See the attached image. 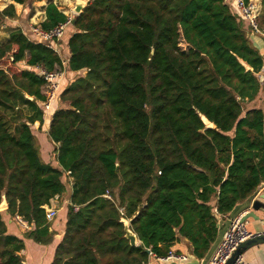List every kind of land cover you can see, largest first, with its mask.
<instances>
[{
    "label": "trees",
    "instance_id": "obj_1",
    "mask_svg": "<svg viewBox=\"0 0 264 264\" xmlns=\"http://www.w3.org/2000/svg\"><path fill=\"white\" fill-rule=\"evenodd\" d=\"M26 2L0 9V29ZM72 18L67 82L46 119L36 67L60 69L61 57L21 27L0 42V264H23L24 240L7 230L15 214L34 226L25 238L52 242L44 205L66 190V171L51 264H148L145 249L164 256L181 237L205 257L219 220L264 181V110L245 106L264 94L262 54L226 0H87ZM65 20L51 1L38 25ZM44 119L59 167L32 132Z\"/></svg>",
    "mask_w": 264,
    "mask_h": 264
},
{
    "label": "crops",
    "instance_id": "obj_2",
    "mask_svg": "<svg viewBox=\"0 0 264 264\" xmlns=\"http://www.w3.org/2000/svg\"><path fill=\"white\" fill-rule=\"evenodd\" d=\"M51 1L55 3L56 0H30L24 8L22 4L14 3V5H15L17 14H19L21 9L23 8L24 12H26L29 15L28 17L29 19H32V21L34 22L40 23L41 21L45 19V7ZM258 1L261 4V0H258ZM7 2L11 3L12 0H8ZM8 3H6L5 6ZM5 6H0V9L4 8ZM57 7L60 11L66 14L65 11H63L60 6L57 5ZM261 12H262V4H261ZM29 22L30 21L27 20L25 21V23L22 22V24H20L22 30L26 33H28ZM242 23L252 43L254 44L255 47L258 48L259 52L262 54L263 61H264V38L258 34H250L248 32L246 23L244 21H242ZM11 26H15V25H11ZM69 31H70V28H68V32ZM8 33H9V30H6V29L1 32V34L3 35L0 37V42H2L3 40L7 38ZM69 35L70 33L67 34L63 39H60L57 41L58 50H60V56L64 58L69 57V50L67 46V40H68ZM67 73L69 72L67 71L66 74ZM73 73H76V72H73ZM258 75L261 80L264 78V64H263L261 71L258 73ZM66 82H67L66 78H63L61 80V87H63ZM245 106L246 108L260 107L264 110L263 92L261 91L254 100L247 102ZM45 119L42 125H40L38 121H35L32 125V132L36 137L41 158L45 162H50L53 166L59 167L57 161L55 160V154H54L55 153L54 149L57 147V145L48 136L47 122ZM70 193H71V185L69 189L66 188V190L60 195L59 201L53 200V204L57 205V203L59 202L58 204L59 208L57 211V215L51 221L52 222L51 229L53 228L54 230H56L57 234L54 236L52 242L49 244H39V243L34 242L32 239L25 238L23 236L25 230H22L14 222L12 218L8 220V223H7L8 232L24 240L25 246H24V249L21 251V254L23 257V264H51L53 260V256H54L55 247L59 243L62 237L63 230H64L65 221H66L67 204L69 202ZM63 198H65V200L61 202V199ZM254 199H257L259 202L264 203V185L262 187L258 186L255 194L251 198V201H253ZM249 210H251V208ZM263 211H264L263 209H259L254 212L256 215H259L260 218L258 220L253 219V218H248L246 220V226L248 230L253 233H257V235L255 237L248 239L240 246V253L242 254L243 259L246 262H250L252 264H264V215H263ZM223 220H225V218ZM33 227L34 226L32 225L30 229H32ZM170 249H173L177 252L184 253L185 255H187L188 261H190V257L193 255L191 244L184 237H181L179 240L174 242L171 245ZM195 258L198 259L199 261L203 259V258H197L196 256ZM169 263L170 262H167V263L158 262L152 256L149 258V264H169ZM178 264H183V263H178Z\"/></svg>",
    "mask_w": 264,
    "mask_h": 264
},
{
    "label": "built area",
    "instance_id": "obj_3",
    "mask_svg": "<svg viewBox=\"0 0 264 264\" xmlns=\"http://www.w3.org/2000/svg\"><path fill=\"white\" fill-rule=\"evenodd\" d=\"M230 3L234 12L238 15L241 21H244L247 25L248 32L250 34H258L264 38V29L260 24L261 16V4L258 0H226ZM74 13V12H73ZM75 15V14H74ZM73 15L66 14V20L56 24L49 30L42 29L37 22H33L28 27L29 37L36 41L47 45L52 48L60 56V50H58L57 41L63 39L69 24H71ZM61 57V56H60ZM39 73L44 79V86L46 87V100L41 103V107L46 116L52 106L53 101L57 98L59 89L61 87V80L65 77L68 71V58L61 57V68L53 71H47L42 66L36 67ZM31 98V97H30ZM71 185L70 172H64ZM104 197L112 200L111 195L107 191ZM60 195H55L50 199L49 203L44 205L45 216L47 221H52L58 211V204H53V200L59 201ZM244 211L236 214L224 231L221 240L216 245L214 251L210 255L206 264H252L246 262L242 254L237 252L240 246L248 239L255 237L257 233H253L248 230L246 226V220H242ZM228 215L225 216V219ZM12 219L22 230H30L31 224L18 214L13 215ZM150 257L152 256L155 260L161 263L177 262L184 263L188 261L187 255L181 252H177L170 249L164 256H155L149 252ZM149 257V258H150ZM149 264V261H148Z\"/></svg>",
    "mask_w": 264,
    "mask_h": 264
},
{
    "label": "water",
    "instance_id": "obj_4",
    "mask_svg": "<svg viewBox=\"0 0 264 264\" xmlns=\"http://www.w3.org/2000/svg\"><path fill=\"white\" fill-rule=\"evenodd\" d=\"M78 1H79V3L76 2L75 7L73 9V12H74L75 15L79 14L82 11V8L85 6L87 0H78ZM71 23L72 24L74 23V18H72ZM202 117H205V116L201 115V119L204 122ZM210 123H211V125H206V123L204 122V124L206 125L207 128L214 127V124L212 122H210ZM263 185H264V181L261 182L259 186L262 187ZM5 207H6V200H5V197L2 196V199H1V202H0V208H5ZM250 208H251V210H249ZM259 209H263L264 210V203L259 202L257 199H254L253 201H251V198H250V199H247L246 201H244L243 203L236 204L233 207V209L228 213V217L225 220H220L219 221L217 238H216L215 242L213 243L212 247L210 248V250L208 252V255L205 258H203L201 261L196 259L194 255H192L190 257V261H188L186 263H183V264H206L208 258L210 257V255L214 251L216 245L221 240L224 231L226 230L227 226L230 223V219H232L239 212L244 211L245 213H244V215L242 217V220H247L248 218H253V219L258 220L260 217H259V215H256L254 212L259 210ZM263 215H264V211H263ZM121 221L124 224V235L129 240L130 245H138L139 244V240L137 239L136 234L129 227L130 220L125 219V218H121ZM145 251L147 253L150 252L149 249H145ZM237 252L238 253L240 252V248L237 250ZM169 264H178V263L172 261Z\"/></svg>",
    "mask_w": 264,
    "mask_h": 264
},
{
    "label": "rangeland",
    "instance_id": "obj_5",
    "mask_svg": "<svg viewBox=\"0 0 264 264\" xmlns=\"http://www.w3.org/2000/svg\"><path fill=\"white\" fill-rule=\"evenodd\" d=\"M30 0H27V2H26V4H24L23 5V8L27 5V3L29 2ZM76 2L77 3H79V1L78 0H56L55 1V3L58 5V6H60L61 8H62V10L63 11H65V13L67 14H70V15H74V13H73V9H74V7H75V4H76ZM6 3H8V2H6ZM5 3V4H6ZM82 3V2H81ZM5 4H0V6H5ZM23 8L21 9V11H20V13L19 14H17L16 15V17L14 18V19H6L5 21H4V24H3V28H1L0 29V37L3 35V34H1V32L3 31V30H5L7 27H9V26H11V25H15V26H13V27H21L20 26V24H22V22L23 23H25V21H30L29 22V25L31 24V23H33L34 21H32V19H29L28 17H29V15L26 13V12H24V10H23ZM261 17V16H260ZM17 25V26H16ZM29 25H28V27H29ZM12 27V26H11ZM69 33H71V28H70V31H69ZM8 62H9V60L8 59H6V60H3L2 61V65H7L8 64ZM46 118H47V116H45ZM63 179H64V181H65V187L67 188V189H69V187H70V184H69V181H68V179L66 178V177H63ZM66 195V194H65ZM63 200H65V198H63V199H61V202H63ZM26 231V230H25Z\"/></svg>",
    "mask_w": 264,
    "mask_h": 264
},
{
    "label": "bare ground",
    "instance_id": "obj_6",
    "mask_svg": "<svg viewBox=\"0 0 264 264\" xmlns=\"http://www.w3.org/2000/svg\"><path fill=\"white\" fill-rule=\"evenodd\" d=\"M204 122L206 123V125H211V123L205 118V117H202Z\"/></svg>",
    "mask_w": 264,
    "mask_h": 264
}]
</instances>
